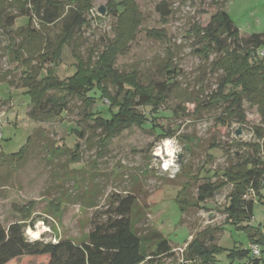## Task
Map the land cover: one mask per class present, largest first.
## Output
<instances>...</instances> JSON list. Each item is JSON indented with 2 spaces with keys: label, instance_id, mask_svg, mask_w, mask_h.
<instances>
[{
  "label": "rangeland",
  "instance_id": "rangeland-1",
  "mask_svg": "<svg viewBox=\"0 0 264 264\" xmlns=\"http://www.w3.org/2000/svg\"><path fill=\"white\" fill-rule=\"evenodd\" d=\"M57 1L66 4V0ZM162 1L136 0L144 20L126 53L118 57L115 68L121 73L136 72L145 86L165 81L164 68L168 65L179 73L175 85L153 122L149 109L142 108L147 121L141 127L123 131L100 150L97 136L89 131L93 121L84 119L86 111L76 99L69 101L68 112L62 118L46 122L29 118L30 101L19 81L24 67L16 60V53L37 61L36 56L44 52L45 45L56 41L61 23L42 26L32 17L29 30L20 29L23 21L16 17L32 15L31 7H21L17 0H0L3 228L21 223L31 241L53 245L68 240L80 244L87 240L91 221L104 223L116 218L120 201L134 196L131 222L144 254L152 256L162 240L168 242L173 252V257H162L153 264H181L186 245L194 238L206 246L224 250L215 257L217 264H228L227 256L232 250L255 245L249 243L245 230L226 224L231 186L223 187L203 204L196 205V198L205 171L220 172L243 158L263 156L264 122L258 106L244 98V123L233 120L223 125L220 119L226 104H207L208 96L219 88L222 72L211 70L215 55L207 59L200 55L202 45L194 26L208 25L218 9L215 0H165L169 16L164 25L156 11ZM105 5L106 0L93 2L85 17L87 25L78 29L71 44L63 48L56 67L59 80L73 75L79 60L86 62L89 57L95 60L114 37L115 19L106 15ZM101 7L105 9L103 15L98 12ZM219 8L234 22L241 42L264 33V0H227ZM162 29L165 38L160 41L146 36L147 31ZM253 59L249 62L251 66L259 62L255 56ZM229 90L241 93L242 87L225 89V93ZM88 96L95 101L91 112L107 108L108 103L99 92L93 91ZM75 132H81L83 137ZM166 140L173 141L169 147L175 150V160L164 169L163 161L168 159L164 150ZM26 144L22 162L16 157L10 159L20 154ZM157 146L162 149L160 155H154ZM56 149L63 152L51 158ZM178 195L188 203L183 214ZM261 195L264 196V190ZM245 200L254 201L251 228L264 234V205L251 192ZM92 205L95 207L91 208ZM48 262V256H38L22 257L8 264Z\"/></svg>",
  "mask_w": 264,
  "mask_h": 264
},
{
  "label": "trees",
  "instance_id": "trees-1",
  "mask_svg": "<svg viewBox=\"0 0 264 264\" xmlns=\"http://www.w3.org/2000/svg\"><path fill=\"white\" fill-rule=\"evenodd\" d=\"M17 1L21 7L29 5L32 13L16 17L25 26L20 29L28 31L32 17L42 26L61 23V32L56 41L52 45H45L44 52L36 56L37 61L16 53V60L24 67L19 81L30 101V119L46 122L62 118L68 112L69 101L76 99L86 111L84 119L93 121L89 131L91 135L97 136L100 150H104L123 131L135 126L141 127L148 119L142 113V108L149 109V119L154 121L155 114L172 91L179 73L166 65L165 81L144 86L139 82L136 72L121 73L116 70L118 57L126 53L144 20L136 0H106V15L115 19L114 37L97 54L95 60L90 57L86 62L79 60L73 75L65 80L56 77L62 50L71 44L78 29L87 25L85 17L92 10L95 0H66V4L57 0ZM226 2L227 0H215L218 9L211 15L205 28L194 26L197 39L202 45L200 55L204 59L215 55L211 70L222 72L219 88L208 96L207 104H226L220 119L223 125L226 121L233 120L244 123L242 104L245 98L258 106L264 122V33L252 35L250 39L241 42L234 22L219 8ZM65 7H68L66 11ZM156 11L160 14V22L166 24L169 12L166 10L165 0L156 6ZM146 36L160 41L165 38V30H150L146 32ZM254 56L259 62L251 66L249 62L254 60ZM32 62L35 64L31 65ZM47 64H51L50 67L46 68ZM237 86L242 87L241 93L236 90L225 93V89H235ZM93 91L99 92L101 99L108 103L107 108L95 113L91 112L95 101L88 96ZM75 135L83 137L81 132H75ZM262 135L264 138V133ZM28 141L29 139L27 143ZM26 147L27 144L20 154L10 156V159L16 157L22 162ZM54 151L56 152L51 153V158L59 151L63 152L58 149ZM256 152H260V146H257ZM202 179L204 182L197 189L196 205L213 198L223 187L231 186L229 203L225 209L226 224L245 230L249 243L255 244L260 251V255L254 257L251 245L248 249H234L227 256L228 264H264V234L259 229L251 228L254 201L245 200L246 195L251 192L264 205V196L261 195L264 190V153L262 157L256 154L252 158H243L220 172L205 171ZM177 200L183 214L188 203L179 195ZM135 204L134 196L128 197L120 201L116 218H109L104 223L91 221L92 229L87 240L80 244L68 240L53 245L34 242L28 238L21 223H13L7 228L0 224V264H8L22 257L38 256H48V264H153V261L162 257H173L166 240L161 241L152 256L144 254L141 240L131 222ZM223 251L218 246H206L199 238H194L186 245L181 264H194L197 261L217 264L215 257L223 254Z\"/></svg>",
  "mask_w": 264,
  "mask_h": 264
},
{
  "label": "clouds",
  "instance_id": "clouds-1",
  "mask_svg": "<svg viewBox=\"0 0 264 264\" xmlns=\"http://www.w3.org/2000/svg\"><path fill=\"white\" fill-rule=\"evenodd\" d=\"M172 143H173V141H171V140L164 141V150L167 152V156H168V159L164 160L163 164H162V167L164 169H167L170 165L174 164V160H175L174 151L175 150H171L169 148V145H171ZM154 155H160V147L159 146H157L156 149L154 150Z\"/></svg>",
  "mask_w": 264,
  "mask_h": 264
},
{
  "label": "built area",
  "instance_id": "built-area-1",
  "mask_svg": "<svg viewBox=\"0 0 264 264\" xmlns=\"http://www.w3.org/2000/svg\"><path fill=\"white\" fill-rule=\"evenodd\" d=\"M1 138V135H0ZM251 252L254 257H258L260 255L259 248L256 245L251 246Z\"/></svg>",
  "mask_w": 264,
  "mask_h": 264
},
{
  "label": "water",
  "instance_id": "water-1",
  "mask_svg": "<svg viewBox=\"0 0 264 264\" xmlns=\"http://www.w3.org/2000/svg\"><path fill=\"white\" fill-rule=\"evenodd\" d=\"M98 12H99L101 15H103L104 12H105V9H104L103 7H101V8H99ZM239 134H240V132L237 131V132H236V135H239Z\"/></svg>",
  "mask_w": 264,
  "mask_h": 264
},
{
  "label": "bare ground",
  "instance_id": "bare-ground-1",
  "mask_svg": "<svg viewBox=\"0 0 264 264\" xmlns=\"http://www.w3.org/2000/svg\"><path fill=\"white\" fill-rule=\"evenodd\" d=\"M169 148H170V147H169ZM170 149H171V148H170ZM160 151H162V149H161V148H160ZM164 152H165V151H164ZM164 152H163V153H164ZM171 166H172V165H171ZM30 238H31V236H30ZM31 239H32V238H31ZM32 241H35V240H33V239H32Z\"/></svg>",
  "mask_w": 264,
  "mask_h": 264
}]
</instances>
